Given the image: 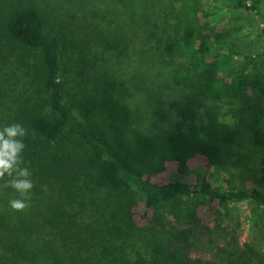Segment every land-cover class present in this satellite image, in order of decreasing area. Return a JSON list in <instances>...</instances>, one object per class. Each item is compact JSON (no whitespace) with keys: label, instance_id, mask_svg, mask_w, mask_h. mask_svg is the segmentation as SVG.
Instances as JSON below:
<instances>
[{"label":"trees","instance_id":"16d2710c","mask_svg":"<svg viewBox=\"0 0 264 264\" xmlns=\"http://www.w3.org/2000/svg\"><path fill=\"white\" fill-rule=\"evenodd\" d=\"M161 1L115 0L159 18L144 25L155 41L130 50L140 63L128 82L111 68L128 50L120 38L98 39L103 64L76 65L70 84L50 16L35 0L0 8V41L22 50L32 69V91L0 125L28 129L23 156L33 181L30 206L16 211L0 178V264H216L193 247L190 224H216L240 205L254 242L234 264H264V76L255 72L263 53L240 43L264 31L228 26L233 18L264 25V0H164L172 17L158 14ZM62 9L77 29L111 21L94 2ZM130 91L144 97L136 105L153 121L149 130L136 124ZM65 137L80 147L59 150Z\"/></svg>","mask_w":264,"mask_h":264},{"label":"rangeland","instance_id":"374dc122","mask_svg":"<svg viewBox=\"0 0 264 264\" xmlns=\"http://www.w3.org/2000/svg\"><path fill=\"white\" fill-rule=\"evenodd\" d=\"M11 0H0V8L2 5ZM45 14L49 15L51 20L48 24L47 30L51 33L59 34L62 38L61 48V61L62 66L68 69V78L66 82L74 81L73 74L75 66H84L88 69L90 66L103 64L98 54H101L102 58H105L104 52L105 45H100V48L95 49L97 46V40L100 38H106L111 36L113 38H120L125 43L128 50L121 56L115 57L111 60V68H115V74L120 75L122 79L128 82L133 80L132 70L139 68L140 60L137 56L133 55L131 51L141 50L142 39L154 40L156 33L148 31L144 25L149 24L153 19L152 9L148 12L145 5L140 6L137 15H133L130 11L126 10L124 6L119 5L115 0H35ZM64 2L72 6L84 5L86 3L92 4L98 3L102 6L104 13L109 11L108 20H111L107 27L105 24L95 27L100 21H97L92 26L83 28H76L74 22L75 17L69 16L62 9ZM160 11L169 17L173 16L174 7L168 1L160 2ZM119 12L115 14V12ZM155 11V9H154ZM103 12H101L103 14ZM148 14V15H147ZM234 19V20H233ZM229 19L228 26L230 29L239 26L241 24L252 26L257 30L264 31V25L258 24V22H238L235 18ZM159 20V18L155 19ZM234 21V22H233ZM92 18L90 19V23ZM137 25H140L143 31L140 35L137 32ZM242 26V25H241ZM79 27V26H78ZM241 44L245 47L247 52L251 54H262L258 58L255 64V72L258 75L264 76V37L253 34L247 39L240 40ZM239 42V41H238ZM102 46L104 49H102ZM107 52L109 50L107 49ZM110 53V52H109ZM114 53V52H113ZM26 54L3 40L0 41V82H5L4 89L0 90V114H10L23 100H25L29 93L32 91V69L26 67L23 63V57ZM119 58L118 62L114 63V59ZM135 58V60H133ZM30 63L33 59L30 58ZM112 70V69H111ZM163 72V71H162ZM163 74V73H162ZM134 82H136L134 80ZM14 84V89L10 86ZM6 92V94H5ZM131 93V99L128 101L129 105L136 113V124L145 130H149L153 126V121L144 117L143 110L139 111L138 106L140 102L144 100L140 94ZM179 93H182L181 91ZM5 94V95H4ZM178 94V92H176ZM179 94L177 95V97ZM10 101H13L10 103ZM17 101L14 105H11ZM10 104L11 106H8ZM137 104V105H136ZM6 121V120H5ZM4 121V124H5ZM80 147V144L73 138L65 137L58 144L59 150L65 152V150L71 151ZM78 151V150H77ZM210 175H213L212 170H207ZM233 217L222 219L216 224L209 219L201 218L198 223L190 224L193 229V236L191 242L196 249H202L208 252L210 257L216 264H234L235 256L239 255L245 244L252 245V228L251 222L248 220L246 209L243 205L235 206L232 210ZM173 220V219H171ZM175 226L179 228H186L187 225L179 222L172 221ZM255 234V232H254ZM257 235V234H255ZM264 243V235L260 232L259 235ZM259 242V241H257ZM261 242V241H260ZM264 251V248L262 249ZM235 255V256H233Z\"/></svg>","mask_w":264,"mask_h":264},{"label":"clouds","instance_id":"9594fccd","mask_svg":"<svg viewBox=\"0 0 264 264\" xmlns=\"http://www.w3.org/2000/svg\"><path fill=\"white\" fill-rule=\"evenodd\" d=\"M28 129L21 122L0 125V178L14 190L8 206L21 211L30 206L33 181L31 169L24 161L25 142Z\"/></svg>","mask_w":264,"mask_h":264}]
</instances>
